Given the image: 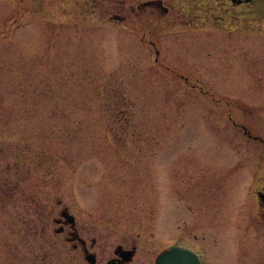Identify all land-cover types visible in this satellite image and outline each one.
Masks as SVG:
<instances>
[{"label": "rangeland", "instance_id": "obj_1", "mask_svg": "<svg viewBox=\"0 0 264 264\" xmlns=\"http://www.w3.org/2000/svg\"><path fill=\"white\" fill-rule=\"evenodd\" d=\"M14 15L0 3V139L50 162L53 197L138 199L150 264L175 243L205 264H264V35H159L156 60L129 25L55 18L45 34Z\"/></svg>", "mask_w": 264, "mask_h": 264}, {"label": "flooded vegetation", "instance_id": "obj_2", "mask_svg": "<svg viewBox=\"0 0 264 264\" xmlns=\"http://www.w3.org/2000/svg\"><path fill=\"white\" fill-rule=\"evenodd\" d=\"M0 3L14 11L15 25H40L45 34L53 32L55 18L98 20L115 27L129 25L141 35L140 42L154 51H159L154 38L159 35H264V0ZM222 111L229 116L235 114L229 108ZM21 144L19 139H0V264H150L158 243L149 232V221L138 215V199L127 206L128 211L116 212L104 203L87 205L89 210L83 211L79 192L53 197L52 165L47 159L25 153ZM39 183L46 190L41 197L37 193ZM258 194L264 203V189Z\"/></svg>", "mask_w": 264, "mask_h": 264}, {"label": "trees", "instance_id": "obj_3", "mask_svg": "<svg viewBox=\"0 0 264 264\" xmlns=\"http://www.w3.org/2000/svg\"><path fill=\"white\" fill-rule=\"evenodd\" d=\"M109 101L111 102L109 107V113L111 116H115L114 120L118 121V125L121 127V131H126V127L128 126L130 119L121 118L120 116H126L130 114V108H124L123 106L128 104L127 96L124 91H114L113 95L108 96Z\"/></svg>", "mask_w": 264, "mask_h": 264}, {"label": "water", "instance_id": "obj_4", "mask_svg": "<svg viewBox=\"0 0 264 264\" xmlns=\"http://www.w3.org/2000/svg\"><path fill=\"white\" fill-rule=\"evenodd\" d=\"M156 264H200V262L192 252L176 247L161 254Z\"/></svg>", "mask_w": 264, "mask_h": 264}]
</instances>
